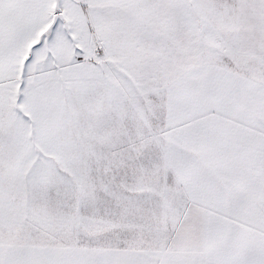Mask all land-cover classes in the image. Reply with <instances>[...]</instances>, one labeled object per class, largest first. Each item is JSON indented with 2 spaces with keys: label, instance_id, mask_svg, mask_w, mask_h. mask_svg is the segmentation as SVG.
Here are the masks:
<instances>
[{
  "label": "snow or ice",
  "instance_id": "1",
  "mask_svg": "<svg viewBox=\"0 0 264 264\" xmlns=\"http://www.w3.org/2000/svg\"><path fill=\"white\" fill-rule=\"evenodd\" d=\"M0 264H264V0H0Z\"/></svg>",
  "mask_w": 264,
  "mask_h": 264
}]
</instances>
